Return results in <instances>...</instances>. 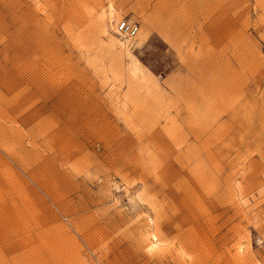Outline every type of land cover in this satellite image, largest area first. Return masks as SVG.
Instances as JSON below:
<instances>
[{
    "label": "rangeland",
    "instance_id": "1",
    "mask_svg": "<svg viewBox=\"0 0 264 264\" xmlns=\"http://www.w3.org/2000/svg\"><path fill=\"white\" fill-rule=\"evenodd\" d=\"M0 264H264V0H0Z\"/></svg>",
    "mask_w": 264,
    "mask_h": 264
},
{
    "label": "built area",
    "instance_id": "2",
    "mask_svg": "<svg viewBox=\"0 0 264 264\" xmlns=\"http://www.w3.org/2000/svg\"><path fill=\"white\" fill-rule=\"evenodd\" d=\"M115 31L122 37L134 38L139 33V26L134 22L122 19L116 23Z\"/></svg>",
    "mask_w": 264,
    "mask_h": 264
},
{
    "label": "bare ground",
    "instance_id": "3",
    "mask_svg": "<svg viewBox=\"0 0 264 264\" xmlns=\"http://www.w3.org/2000/svg\"><path fill=\"white\" fill-rule=\"evenodd\" d=\"M146 234H147V236H151V237H154V235H152L148 230L146 231ZM151 234V235H150Z\"/></svg>",
    "mask_w": 264,
    "mask_h": 264
}]
</instances>
